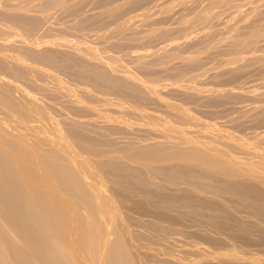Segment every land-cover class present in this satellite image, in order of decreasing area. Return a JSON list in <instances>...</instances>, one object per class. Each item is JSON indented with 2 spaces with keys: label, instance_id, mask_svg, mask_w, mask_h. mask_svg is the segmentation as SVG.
<instances>
[{
  "label": "rangeland",
  "instance_id": "1",
  "mask_svg": "<svg viewBox=\"0 0 264 264\" xmlns=\"http://www.w3.org/2000/svg\"><path fill=\"white\" fill-rule=\"evenodd\" d=\"M239 1L0 0V62L2 61L0 63V73L2 72L0 85L3 86H0V123L6 121L0 126L2 131L5 130L2 126L6 127L7 130L9 129V133L7 131L5 134L11 135V139H9L10 136L7 135V138L3 134L7 140H0V145L4 147L1 148L0 146V151L11 150L16 144H29L31 146L27 147L32 149V152L35 150L34 153L38 159L51 155L47 159L52 157L50 160L54 161V165L57 164L55 168L58 167L57 170H59L55 175V172L52 173L53 178L57 175L54 179L57 183H54L59 186L61 184L60 187L67 183L61 189L59 186L53 185L56 186L54 187L59 193L61 192V195L63 194L64 198L66 197V200L73 202V210L76 209L74 213L76 214L75 218L77 217L74 220L76 226L78 224V227H83L84 236L89 233V236H83L86 239L80 244L83 245L81 247L85 253L87 252V255L92 252L89 255L91 257L85 256V253L80 250L84 255L80 257V252H78L80 255L76 254V264H84L85 258L88 259L85 261L87 264H138L135 261L139 259H144L143 264H264V186L259 184L260 182L258 183L254 176L227 177L222 174H210L202 171L196 164H182V161L174 159L166 160L167 162H153L154 165H146L139 159H136L137 161L135 159L130 160L129 157L130 154L138 156L140 153L150 150L159 153H183L184 150L186 151L191 147L196 149L198 146L195 144L198 143L196 145H199L200 149L203 148L201 150L206 149L204 151L211 154L218 151L217 156H224L242 165L254 167L259 174L264 175V159H262L264 155V0H241L240 3ZM242 40L244 44L241 45ZM19 69L22 70L19 71ZM26 73L27 75H25ZM29 99H32V102ZM24 105L25 107L28 106L27 111ZM29 106L31 109L35 107L41 111L40 113L43 112L42 117H47L45 120H48L42 121L41 118L39 120L41 114L36 113V110L31 112L30 109L28 113ZM135 110L137 113L134 112ZM23 113L26 114L23 115ZM32 113L39 115L38 118ZM133 113L136 114L133 115ZM28 114H32L31 118L35 115L40 124L36 122L35 117L32 118L34 120L30 117L27 118L26 115ZM140 114H143V117ZM10 115H13V119L17 117L12 120ZM135 115L138 117L136 118ZM182 117L185 119L183 120ZM28 119L29 121H27ZM189 119L191 123H189ZM161 120L164 121L161 122ZM181 120L187 124H183ZM7 121L11 123L7 124ZM20 121H23V124L26 123V127L20 124L23 130L20 131L21 129L18 128L19 133L17 129L8 127L9 124H13L11 126L19 125ZM165 121L167 125L163 124ZM41 122L47 126H42ZM46 122L50 123L47 124ZM51 122L54 127H58V133L62 130V136L66 135L64 138L67 139L68 144L75 143L70 144L69 148L73 146L76 149L72 147L67 151L74 159H80L78 162L83 163L82 167L76 163L74 164L77 166L70 164L68 158H65L67 156H63L64 151L61 149L52 146L53 149L48 146L52 142L51 140L54 142L57 140L55 138L58 137L56 128H54L56 130L54 133L52 128L48 129L51 127ZM36 125L38 128L40 125L45 127V130L41 129L42 133L45 134L39 133L40 130L35 127ZM186 126L190 128H186ZM176 128L178 129L177 132L181 129L182 131L177 133ZM11 130L12 132H10ZM216 131L219 133V137ZM181 132L184 133L183 136ZM46 134L52 135L46 136ZM39 135L44 139L47 137L49 139L47 141L50 142L44 140L43 143L42 138L39 139L42 144L37 142ZM52 136L53 138L56 137L51 139ZM228 136H231V140ZM181 139L183 140L180 141ZM18 141L23 143L20 144ZM225 143L226 145H224ZM184 144L187 147L183 148ZM192 144L194 145L191 146ZM227 145L228 147H226ZM248 146L250 149L247 148ZM173 147H179L181 150L183 148V150L179 151V148ZM220 148L222 150L219 151ZM254 148L256 149L254 150ZM44 149L49 151L46 152ZM85 150L91 153L89 154ZM107 150H110V153ZM121 150L122 152L119 153ZM72 151H74L73 154ZM124 151H128L125 153L126 156H124ZM253 151L255 152L250 153ZM2 152L0 159L3 161L0 160V163H3L5 168L0 167V175H4L6 178L7 175L10 174V176H8L9 180L0 177L3 178L0 180V191L3 187L7 191L9 186L17 185L20 180V183H24L21 185L29 189L28 181H26L28 179L18 178L16 174L18 168L16 166L17 169L14 168L11 164L12 161L7 164L10 159L6 160V155L4 156ZM133 152L134 154H132ZM221 152L222 154H219ZM82 153L83 155H81ZM255 153H257L259 160L257 156L254 157ZM81 160L83 161L81 162ZM42 161L38 160V170L45 173L47 168L44 172L40 167L41 164L44 165ZM85 161L90 162L86 163ZM175 161L177 162L175 163ZM61 164L63 165L61 166ZM0 166L2 165L0 164ZM11 166H13V170H17L14 171L15 173ZM148 166H151L149 167L151 170L148 169ZM80 167L85 171L89 170V167L90 170L92 169V174L97 172L93 176L96 179L100 176V179L97 180L104 188V190L101 188V196L104 195L107 202L114 201V203L111 201L110 204L112 203L111 206L115 205L114 213H117V216L112 212L113 217L108 213L104 214L101 210L97 211V201L94 200L97 193L95 190L93 191L97 181L92 179L91 172L88 177L86 173H83L84 170L77 171L80 170ZM73 171L77 173L74 174ZM82 173L88 178L84 177ZM11 174L16 175L18 181ZM80 175H82L81 178ZM60 179H62L61 182ZM1 181L6 182L2 183ZM7 183L11 185L8 186ZM11 187L16 188V186ZM251 187L252 189H250ZM235 188L237 190H234ZM14 189L11 190L12 192L7 191L5 195L9 200L0 199V209L4 207L2 212L8 218L15 217L11 216L18 212V210L17 212L14 211L15 206L24 200L19 191L17 193L16 190L13 191ZM9 192L13 195H10ZM13 192L17 194L14 195ZM125 194L126 196H123ZM33 196H36V192ZM86 197L89 198V201ZM91 197L92 199H90ZM122 197L123 200L121 201L120 198ZM165 197L169 199L166 200ZM246 197H250V199ZM109 198L111 199L109 200ZM11 199H14V201L12 200V207L10 206ZM117 199L120 200L119 203V200L116 201ZM130 208H133L132 211ZM89 211L92 212L89 213ZM121 212L122 215L119 217ZM77 214L79 215L77 216ZM157 214L158 216H156ZM123 215H125V219ZM109 216L112 217L110 220L107 219ZM78 217H81V220ZM136 219H139V222ZM160 223L161 225H159ZM42 227H39V230L37 227V230H43ZM102 228L105 234H102L104 233ZM87 229L89 230L86 231ZM94 229L97 231V235ZM157 230L161 232L158 234ZM44 231L47 230L44 228ZM93 231L94 233H92ZM1 233L0 236L3 237L5 233ZM165 233L167 234L165 235ZM47 234L50 236L52 234L54 238H49L52 242H45L46 245H43L45 248L40 246L39 254L41 256H37L32 247H29L32 245V241L28 242L27 237H18L21 243L25 241L30 243L26 246L28 251L24 244L22 248L18 247L20 249H18V253L17 250L15 251L16 246L13 247L14 252L10 249L12 246H9L14 238L10 239L7 234L4 236L7 240L0 237V240H6L4 251L7 252L6 256L3 255L4 251L1 250L3 243H0V250L3 253L0 252V264H35V261L39 264H68L65 257L61 258L60 256L56 259L49 252L52 248L53 251H59V246L62 248L66 239L61 237L62 241H60L57 233ZM139 235H141L140 238ZM55 236L59 238H55ZM121 236L125 237L124 245L122 243L123 238L120 239ZM106 237L108 240L103 242L102 240ZM77 238L75 235V239ZM87 239L89 242L86 241ZM56 240L60 244L59 242L56 243ZM61 242H64L63 245ZM125 242L127 243L125 244ZM142 243L144 244L142 245ZM85 244L89 250L84 248V246L86 247ZM58 247L59 249H57ZM28 248L33 251H29ZM90 249L94 250V253ZM9 251L11 252L9 254L11 255L10 260L6 258ZM95 253L97 257L94 256ZM222 257L223 259H221ZM94 258L98 259L95 260ZM79 260L82 262H78ZM222 260L223 263H221Z\"/></svg>",
  "mask_w": 264,
  "mask_h": 264
},
{
  "label": "bare ground",
  "instance_id": "2",
  "mask_svg": "<svg viewBox=\"0 0 264 264\" xmlns=\"http://www.w3.org/2000/svg\"><path fill=\"white\" fill-rule=\"evenodd\" d=\"M214 1V0H213ZM239 0H237V2H238ZM241 1V0H240ZM240 1H239V3H240ZM254 1H256V0H254ZM219 2V1H218ZM233 2V1H232ZM213 3V2H212ZM231 3V2H230ZM222 5V4H221ZM234 7V6H233ZM257 7V6H256ZM208 8V7H207ZM238 8V7H237ZM251 9V8H250ZM258 10V9H257ZM239 11H240V9H239ZM256 11V10H255ZM257 12V11H256ZM238 13V12H237ZM258 14V13H257ZM201 15V14H200ZM204 15V14H203ZM206 15V14H205ZM261 15V14H260ZM263 15V14H262ZM144 16V15H143ZM142 16V17H143ZM244 16V15H243ZM264 16V15H263ZM198 17V16H197ZM258 17V16H257ZM194 18V17H193ZM14 19V18H13ZM196 19V18H195ZM12 20V19H11ZM15 20H16V18H15ZM19 20V19H18ZM142 20V19H141ZM20 21V20H19ZM258 21V20H257ZM13 23V22H12ZM261 23V22H260ZM264 23V22H263ZM259 26V25H258ZM257 26V27H258ZM209 27V26H208ZM3 29V28H2ZM236 31V30H235ZM7 33V32H6ZM212 34V33H211ZM11 35V34H10ZM260 36V35H259ZM16 37V36H15ZM216 37V36H215ZM245 37H247V36H245ZM18 38V37H17ZM237 38V37H236ZM259 38V37H258ZM216 39V38H215ZM238 41V40H237ZM240 41V40H239ZM238 41V42H239ZM243 41V40H242ZM245 42H246V40H245ZM236 43V42H235ZM254 43V42H253ZM240 44L242 45V44H244V41H243V43H241L240 42ZM249 44V43H248ZM208 46V45H207ZM231 46V45H230ZM248 47H250V46H248ZM231 48V47H230ZM250 49H251V47H250ZM241 50V49H240ZM239 51V50H238ZM256 55V54H255ZM97 58V57H96ZM20 59V58H19ZM23 60V59H22ZM28 61V60H27ZM27 61H26V63H27ZM108 61V60H107ZM2 62V61H1ZM0 62V63H1ZM21 62V61H20ZM25 62V61H24ZM31 62V61H30ZM260 63V62H259ZM262 63V62H261ZM1 65V64H0ZM7 65V64H6ZM29 66V65H28ZM33 66L31 65V68H32ZM27 68V67H26ZM30 68V67H29ZM33 69H34V67H33ZM14 70H16V69H14ZM22 70V69H21ZM20 69H19V71H21ZM27 70V72H28V69H26ZM31 70V69H30ZM1 71V70H0ZM34 71H35V69H34ZM34 71H32V72H34ZM9 72V71H8ZM11 72V71H10ZM2 73V72H1ZM0 73V74H1ZM16 74V73H15ZM20 74V73H19ZM2 75V74H1ZM25 75H27V73L25 74ZM29 75V74H28ZM24 76V75H23ZM127 76H129V75H127ZM11 77V76H10ZM18 78V77H17ZM26 78V77H25ZM55 78V77H54ZM183 78V77H182ZM58 79V78H57ZM130 79V78H129ZM133 79V78H132ZM18 80V79H17ZM55 80V79H54ZM135 80V79H134ZM56 81V80H55ZM16 82V81H15ZM60 82V81H59ZM58 82V83H59ZM134 82V81H133ZM144 82V81H143ZM150 83V82H149ZM5 85V84H4ZM1 86V85H0ZM19 86V85H18ZM112 86V85H111ZM1 87H3V86H1ZM103 87V86H102ZM14 88V87H13ZM151 92V91H150ZM107 96V95H106ZM25 97V96H24ZM102 97V96H101ZM118 97H120V96H118ZM3 98H5V97H3ZM6 99V98H5ZM4 99V100H5ZM8 99V98H7ZM104 99V98H103ZM30 100V99H29ZM28 100V101H29ZM101 100V99H100ZM6 101V100H5ZM10 101V100H9ZM31 102H32V99L30 100ZM102 101H104V100H102ZM123 101V100H122ZM13 102V101H12ZM24 102H25V100H24ZM27 102V101H26ZM136 102V101H135ZM11 103V102H10ZM13 103H15V102H13ZM27 103H29V102H27ZM120 103V102H119ZM132 103V102H131ZM2 104V103H1ZM24 104V103H23ZM118 104V103H117ZM122 104V103H121ZM124 104V103H123ZM7 105V104H6ZM33 105V104H32ZM125 105V104H124ZM129 106H131L130 104H128ZM127 105V106H128ZM121 106H123V105H121ZM126 106V105H125ZM133 106V105H132ZM135 106V105H134ZM11 107V106H10ZM17 107V106H16ZM6 108V107H5ZM24 108L26 109V108H28V106H26L25 107V105H24ZM121 108V107H120ZM133 108V107H132ZM131 108V109H132ZM175 108V107H174ZM13 109V108H12ZM31 108H30V106H29V109H28V113H29V110H30ZM137 109V108H136ZM139 110H140V108H138ZM33 110H36V113L37 112H39V114H41L40 116L39 115H37V114H35V113H32V114H35L36 116H37V118H38V116H39V120H40V118H41V120L42 121H47V120H45L46 118H43L42 116L44 115V113L42 112V113H40L41 111H38L37 109H35V107H33V109H31V112H34ZM126 110V109H125ZM26 111H27V109H26ZM127 111H129V110H127ZM178 111H179V109H178ZM23 112H25V111H23ZM134 112H136V110L134 111ZM181 112V111H180ZM3 113V112H2ZM128 113H132V112H128ZM137 113V112H136ZM136 113H133V115L134 114H136ZM141 113H142V111H141ZM178 113V112H177ZM185 113V112H184ZM10 114V113H9ZM24 114H26V113H23V115ZM32 114H28V115H30V116H28V115H26V117L28 118V117H30L31 118V115ZM14 115V114H13ZM12 115V116H13ZM35 115H33V117H35V119L37 120V118H36V116ZM47 115V114H46ZM128 115H130V114H128ZM141 116L143 115V114H140ZM147 115V114H146ZM179 115H181V114H179ZM11 115H10V117L12 118V120H14L13 119V117H12ZM15 116V115H14ZM136 116V115H135ZM145 116V115H144ZM148 116V115H147ZM175 116V115H174ZM24 117V116H23ZM32 117V118H33ZM45 117V116H44ZM131 117H132V115H131ZM138 116H136V118H137ZM143 117V116H142ZM154 117V116H153ZM179 117V116H178ZM181 117V116H180ZM11 118H9V119H11ZM26 118V119H27ZM29 118V119H30ZM31 118V119H32ZM43 118V119H42ZM49 118V117H48ZM147 118V117H146ZM149 118V117H148ZM162 118V117H161ZM170 118V117H169ZM172 118V117H171ZM189 118V117H188ZM1 119V118H0ZM29 119L27 120V121H29ZM30 119V120H31ZM154 118H152V120H153ZM156 119V118H155ZM163 119H164V117H163ZM176 119H177V116H176ZM182 119L184 120L185 118H183L182 117ZM12 120H10V121H12ZM18 120V119H17ZM19 120H20V118H19ZM32 120H34V119H32ZM148 120V119H147ZM150 120V119H149ZM157 120V119H156ZM155 120V121H156ZM178 120H180V118H178ZM188 119H186V121H187ZM191 120H192V118H191ZM2 121V120H1ZM8 122L7 121V124L8 123H11V122ZM24 121V120H23ZM21 122V123H19V125L21 124L22 126H24V127H26L25 126V124H23L24 122ZM130 121V120H129ZM154 121V120H153ZM162 121H164V120H161V122ZM182 121V120H181ZM193 121V120H192ZM31 122V121H30ZM36 122H38L39 124H40V122L37 120ZM35 121H33V123H36ZM183 122V121H182ZM181 122V123H182ZM188 122V121H187ZM2 123L4 124V123H6V121L5 122H1L0 124L2 125ZM15 123V122H14ZM45 123V122H44ZM47 123V122H46ZM48 123H50V122H48ZM47 123V124H48ZM152 123H154V122H152ZM171 123V122H170ZM189 123H191L190 122V119H189ZM188 123V124H189ZM37 124V123H36ZM163 124H166V121H165V123H163ZM177 124V123H176ZM183 124H187V123H185V121L183 122ZM195 124V123H194ZM197 125L196 126H198V123H196ZM199 124H201V123H199ZM6 125V124H5ZM4 125V126H5ZM11 125H13V124H9L8 125V127L10 126V127H13V129L15 130V129H17L18 130V128L19 129H21L20 131H22L23 130V128L21 127V125L19 126V125H16V126H11ZM38 125V124H37ZM35 126L36 128H38V126ZM41 125L42 126H44L43 124H42V122H41ZM41 125H40V127L38 128L40 131H39V133L41 132L42 133V131H41V129L43 128L44 130H45V127L47 126V125H45V127H41ZM162 125V124H161ZM167 125V124H166ZM178 125V124H177ZM19 126V127H18ZM51 127H49L48 129L50 130L51 128V130H53V133H54V131H56L54 128H56V127H54L53 125H52V122H51V125H50ZM53 126V127H52ZM159 126H160V124H159ZM164 126V125H163ZM162 126V127H163ZM179 126V125H178ZM195 126V125H194ZM9 127V128H10ZM21 127V128H20ZM161 127V128H162ZM170 127V126H169ZM171 127H172V125H171ZM187 127H189V126H186V128ZM200 127V126H199ZM203 127H205L204 125H203ZM202 127V128H203ZM2 128H5V130H3L4 131V133H2L3 131H2V129H1V126H0V140H3V139H6L4 136L6 135L5 134V132H7L8 130H7V128L6 127H3L2 126ZM58 128V127H57ZM56 128V129H57ZM164 128V127H163ZM175 128V127H174ZM180 128V127H179ZM190 128V127H189ZM207 128V127H206ZM12 129V130H13ZM37 129V130H38ZM47 129V131L48 132H50L49 130ZM85 129V128H84ZM159 129V128H158ZM171 129V128H170ZM184 129V128H183ZM192 129L194 130V128L192 127ZM199 129V128H198ZM213 129V128H212ZM12 130L10 131V132H12ZM43 130V131H44ZM65 130V129H64ZM160 130V129H159ZM177 128H176V132H177ZM186 130V129H185ZM188 130V129H187ZM190 130V129H189ZM202 130V129H201ZM210 130V129H209ZM68 131V130H67ZM179 131H182V129L181 130H179ZM178 131V132H179ZM198 131V130H197ZM203 131V130H202ZM214 131V130H213ZM18 133H19V130L17 131ZM16 132V133H17ZM48 132H46V133H48ZM57 133H58V129H57V131H56ZM61 132H62V130L59 132L60 133V135H59V133H58V137L57 138H55V139H57V140H54V142H53V140H51L52 142H50V141H47V137H46V139H44V138H42L41 137V135H39V137L36 139V137H35V139L37 140V142H40V140H41V138L43 139L42 140V142L44 143V140H46L45 142H50V143H52L51 145H49L48 144V146H54L55 148L57 147V148H59V150L61 149V151H64V154H63V156H67V157H65V158H68V160L70 161L69 163L70 164H74V163H76L78 166H81L82 167V165H83V163H80V162H78V160L80 161V159L78 158L77 160H76V158L74 159V157L72 156V155H70V153H68V151H67V149H71V148H69V146H70V144L72 145L73 143H70V144H68L69 142L67 141V139L66 138H64L63 136H62V134H61ZM79 132H81V131H79ZM159 132H161V131H159ZM166 132V131H165ZM177 132V133H178ZM187 132V131H186ZM185 132V133H186ZM211 132H212V130H211ZM220 132V131H219ZM8 133H9V131H8ZM23 133H24V131H23ZM38 133V132H37ZM38 133V134H39ZM52 133V132H51ZM64 133V132H63ZM65 133H66V131H65ZM73 133V132H72ZM94 133H95V131H94ZM182 133V132H181ZM204 133H205V131H204ZM215 133V132H214ZM213 133V134H214ZM216 133H217V131H216ZM3 134H5V135H3ZM10 134H12V133H10ZM22 134V133H21ZM38 134H37V136H38ZM42 134H45L44 132L42 133ZM98 134V133H97ZM170 134V133H169ZM183 134L184 133H182V136H183ZM188 134H189V132H188ZM211 134V133H210ZM218 134V135H217ZM216 135L219 137V133H217ZM2 135H3V137H2ZM8 136H10V138L9 139H11V135H9V134H7ZM7 135H6V137H7ZM14 135V134H13ZM49 136V135H52V134H46V136ZM55 135H57V134H55ZM64 135V134H63ZM69 135V134H68ZM100 135V134H99ZM164 135H165V133H164ZM163 135V136H164ZM180 135V134H179ZM178 135V136H179ZM186 135V134H185ZM215 135V134H214ZM222 135H224V134H222ZM221 135V136H222ZM44 136V135H43ZM53 136H54V134H53ZM53 136L51 137V139H54L53 138ZM72 136V135H71ZM75 136V135H74ZM102 136V135H101ZM168 136V135H167ZM181 136V135H180ZM196 136H198V135H196ZM211 136H212V134H211ZM225 136V135H224ZM12 137H14V136H12ZM21 137H23V136H21ZM88 137V136H87ZM95 137V136H94ZM169 137V136H168ZM189 137V136H188ZM223 137V136H222ZM229 137V136H228ZM231 137V136H230ZM229 137V139L231 140V138ZM8 138V137H7ZM19 138V137H18ZM26 138V137H25ZM50 138V137H49ZM183 138V137H182ZM215 138V137H214ZM257 138V137H256ZM17 139V138H16ZM20 139V138H19ZM35 139H33V140H35ZM40 139V140H39ZM74 139H76V138H74ZM81 139V138H80ZM108 139V138H107ZM111 139V138H110ZM199 139V138H198ZM226 139H228V138H226ZM7 140V139H6ZM21 140V139H20ZM23 140V139H22ZM26 139H24V141H25ZM35 140V141H36ZM49 140V139H48ZM114 140V139H113ZM183 139H181L180 141H182ZM188 140H189V138H188ZM215 140V139H214ZM221 140V139H220ZM236 140V139H235ZM34 141V142H35ZM77 141V140H76ZM86 141V140H85ZM93 141V140H92ZM100 141V140H99ZM179 141V140H178ZM179 141V142H180ZM194 141V140H193ZM228 141V140H227ZM3 142V141H2ZM18 142H20V144L21 143H23V142H21V141H18ZM26 142V141H25ZM71 142V141H70ZM109 142V141H108ZM196 142V141H195ZM222 142H223V139H222ZM229 142V141H228ZM227 142V143H228ZM241 142V141H240ZM245 142V141H244ZM253 142V141H252ZM12 143V142H11ZM16 143V142H15ZM30 143V142H29ZM32 143V142H31ZM41 143V142H40ZM67 143V144H66ZM103 143V142H102ZM116 143V142H115ZM165 143V142H164ZM184 143V142H183ZM187 143H189V142H187ZM242 143V142H241ZM247 143V142H246ZM245 143V144H246ZM250 143V142H249ZM0 144H1V142H0ZM28 144V143H27ZM42 144V143H41ZM75 144V143H74ZM77 144H79V143H77ZM88 144V143H87ZM167 144V143H166ZM176 144V143H175ZM174 144V145H175ZM185 144H186V142H185ZM184 144V145H185ZM196 144H198V143H196ZM195 144V146H198L197 148H199V149H195V147L193 148V147H191L190 149H188V150H184V152L182 153H168V152H165V153H163V152H156V151H152V150H150V151H144V152H142V153H140V155H138V156H136L135 154H134V152L132 153V154H134V155H129V157H130V160H133V159H139V160H141V161H143L144 162V164H146V165H154V164H152L153 162H157V161H166V160H172V159H174V160H178V161H182V164H196L197 166H198V168L200 167L201 169H202V171H205V172H207V173H210V174H222V175H224V176H227V177H229V176H249V175H252V176H254L256 179H257V181H258V183L259 184H262L263 186H264V175H261V174H259V172H257L256 170H255V168L254 167H251V166H245V164L244 165H242V164H240V163H238L237 161H235V160H233V159H230V158H226V157H224V156H217L216 155V153L218 152H216L215 153V151L213 152L214 154H211V153H208L207 151H204V150H206V149H204V150H201V149H203V148H201L200 149V147H199V145H196ZM229 145H230V143H228ZM232 144V143H231ZM236 144V143H235ZM7 145V144H6ZM16 145H19V144H16ZM15 145V146H16ZM37 145V144H36ZM35 145V146H36ZM82 145V144H81ZM146 145V144H145ZM148 146H150L149 144H147ZM156 145V144H155ZM158 145V144H157ZM194 144H192L191 146H193ZM201 145H202V143H201ZM204 145V144H203ZM224 145H226V143L224 144ZM243 145V144H242ZM252 145V144H251ZM1 146V148L3 147L2 145H0ZM11 146V145H10ZM14 145H13V147H12V149L11 150H7V151H5L4 150V152H2V150L0 151V156H1V152L3 153V155L7 158L6 160H8V159H10V160H8L7 161V164H9L8 162L9 161H12V163L11 164H13V166H14V168H16L17 170H18V172H16L17 170H13L14 168H13V166H11V168H12V171L14 172H16V174L18 175V178L20 177V178H22V180L23 179H25L26 180V178L28 179V180H26V181H28L27 182V185H28V188L29 189H27V187L26 186H24V185H21L22 183H20L21 182V180H20V182H18V186L16 185V184H14V185H11L12 184V182H11V184H9V183H7L8 184V186L9 185H11V186H16V188L15 187H12L14 190L13 191H15V192H17L18 193V191H19V194H21V197H23V199L27 202L26 204H25V201L23 200V202H21L20 204H18L17 206H15L16 207V209L14 210L15 212H17V210H18V212H17V214L15 215V213L13 214V212H12V214L13 215H11V216H15V217H11V218H8V217H6V214L4 215L3 214V212H2V209L4 208L2 205H1V208L2 209H0V229H1V231L0 232H2V233H5V235L7 234L8 235V237L11 239H13V242L11 241H9L10 243H11V245H9V246H12L10 249H12L11 251H13V247L14 246H16L15 248H17V249H15V251L17 250V253H18V247H20V248H22V245H24L25 244V247L27 246V244H29L30 245V243H28V242H31V244L32 245H30L29 247H32V249L34 250V252H36V255L37 256H41L40 254H39V252H40V246H42L43 248H45V246H43V245H46V243L49 241V242H52V241H50V239L52 238H54L53 237V235L51 234V236H50V234H47V233H51V232H53L54 234H58V236L60 237V241H62L61 240V237H63V239H66V243L63 245L62 243H64V242H61V245H63V247L61 248V246H59L60 247V249H59V247L57 248V249H59V251H53V248H52V250L51 251H49V252H51V254L53 255V257H55L56 259L57 258H60V256H61V258H63V257H65L66 258V263H68V264H73V263H75V260L77 259H75V256H77V255H80L78 252H80L81 253V251H82V253L84 252L83 251V248L81 247V246H83V245H81L80 243H82L83 241H85V239L86 238H84L86 235H88V234H86L85 236L83 235V232H85L84 231V229H82L83 227H78V224H77V226H76V224H75V219L77 218H75V215L76 214H74L75 213V210H73L74 209V205L71 203V202H69L70 200H66L65 198H64V196H63V194L61 195L59 192H58V190L57 189H55V187L56 186H59V185H56V183H57V181H55L54 179L56 178V176H55V178H53V176L55 175V174H57V172H59V170H57V168L58 167H56L55 168V165H57V164H55L54 165V161H52V160H50V159H47V158H49L51 155H48V157H45V158H43V159H41V157L38 159V157L36 156V154L34 153L35 152V150L32 152L30 149H29V147L31 146V145H25V144H21V145H19V146H16L15 147ZM27 146H29V147H27ZM38 146V145H37ZM36 146V147H37ZM46 147H47V145H45ZM67 146V147H66ZM75 146H77V145H75ZM131 146V145H130ZM141 146V145H140ZM139 146V147H140ZM169 146V145H168ZM180 146H181V144H180ZM183 146V145H182ZM219 146V145H218ZM223 146V145H222ZM259 146V145H258ZM8 147V146H7ZM54 147H52L53 149H54ZM65 147H66V149H65ZM120 147V146H119ZM124 147V146H123ZM126 147V146H125ZM184 147H187V145H185V146H183V148ZM190 147V146H189ZM203 147V146H202ZM204 147H206L205 145H204ZM221 147V146H220ZM225 147V146H224ZM226 147H228V145L226 146ZM243 147H244V145H243ZM263 147V146H262ZM4 148V147H3ZM40 148V147H39ZM44 148V147H43ZM50 148V147H49ZM74 148V147H73ZM83 148V147H82ZM115 148V147H114ZM113 148V149H114ZM121 148V147H120ZM127 148V147H126ZM125 148V149H126ZM130 148H132V147H130ZM134 148V147H133ZM132 148V149H133ZM137 148H138V145H137ZM150 148H152L151 146H150ZM173 148H175V147H173ZM179 147H176L175 149H178ZM183 148H182V150H183ZM210 148V147H209ZM214 148H216L215 146H214ZM214 148H212V149H214ZM223 148V147H222ZM245 148V147H244ZM243 148V149H244ZM247 148H249L250 149V146H248ZM257 148V147H256ZM256 148H254V150L256 149ZM259 148V147H258ZM52 149V150H53ZM74 149H76V148H74ZM78 149V148H77ZM81 149V148H80ZM117 149V148H116ZM141 149V148H140ZM148 149V148H147ZM153 149V148H152ZM162 149V148H161ZM168 148H166V150H167ZM208 149V148H207ZM242 149V150H243ZM45 150V149H44ZM84 150V149H83ZM90 150V149H89ZM106 150V149H105ZM128 150H129V148H128ZM171 150V149H170ZM169 150V151H170ZM181 149L179 148V151H180ZM181 150V151H182ZM217 150V149H216ZM220 150H222L221 148L219 149V151ZM224 150V149H223ZM230 150V149H229ZM259 150V149H258ZM46 151V150H45ZM49 151V150H48ZM48 151H46V152H48ZM51 151V150H50ZM80 151V150H79ZM86 151V150H85ZM108 151V150H107ZM110 151V150H109ZM108 151V152H109ZM117 151V150H116ZM132 151V150H131ZM161 151V150H160ZM163 151H165L164 149H163ZM168 151V150H167ZM245 151V150H244ZM73 152L74 151H72V154H73ZM77 152H78V150H77ZM86 152H88L89 154L91 153V152H89V151H86ZM112 152V151H111ZM113 152H114V150H113ZM112 152V153H113ZM122 152V150L119 152V153H121ZM128 151H124V154L125 153H127ZM139 152V151H138ZM173 152V151H172ZM255 151H253V152H250V153H254ZM261 152V151H260ZM63 153V152H62ZM85 153V152H84ZM110 153V152H109ZM131 153V152H130ZM230 153H231V151H230ZM229 153V154H230ZM247 153V152H246ZM264 153V152H263ZM41 154H43V153H41ZM46 154V153H45ZM48 154V153H47ZM77 154V153H76ZM87 154V153H86ZM86 154H84V155H86ZM94 154V153H93ZM107 154V153H106ZM123 154V153H122ZM138 154V153H137ZM219 154H222V152L221 153H219ZM257 153H255V155H254V157L255 156H257L256 155ZM81 155H83V153L81 154ZM97 155V154H96ZM223 155H225V153L223 152ZM226 155H227V153H226ZM231 155V154H230ZM248 155H249V153H248ZM259 155V154H258ZM4 156H3V158H4ZM40 156V155H39ZM45 156V155H44ZM43 156V157H44ZM74 156H75V154H74ZM88 156V155H87ZM92 156V155H91ZM99 156V155H98ZM122 156V155H121ZM124 156H126V154L124 155ZM231 156H233V155H231ZM253 156V155H252ZM260 156H261V154H260ZM56 157V156H55ZM55 157H53V159L54 160H56V158ZM76 157V156H75ZM79 157V156H78ZM132 157V158H131ZM250 157V156H249ZM253 157V158H254ZM263 157H264V155H263ZM262 157V159H264ZM58 158H60V157H58ZM86 158V157H85ZM107 158V157H106ZM121 158V157H120ZM236 158V157H235ZM257 158H258V160H259V157L257 156ZM62 159V158H61ZM86 159H88V158H86ZM112 159H113V157H112ZM123 159V158H122ZM127 159V158H126ZM255 159V158H254ZM253 159V160H254ZM1 160V159H0ZM38 160H40V161H42L43 163H44V165H42L41 164V169H43L44 170V172H45V170H46V168H47V172H45V173H43V172H40L39 170H38ZM58 160V159H57ZM66 160V159H65ZM114 160V159H113ZM257 160V159H256ZM1 161H3V159L1 160ZM59 161V160H58ZM57 161V162H58ZM62 161V160H61ZM60 161V162H61ZM77 161V162H76ZM83 160H81V162H82ZM96 161V160H95ZM119 161H120V159H119ZM137 161V160H136ZM250 161H251V159H250ZM260 161H262V160H260ZM260 161H259V163H260ZM4 162H6L5 161V159H4ZM68 162V161H67ZM86 163H89L90 161H85ZM91 162H93L92 160H91ZM100 162V161H99ZM110 162V161H109ZM167 162V161H166ZM177 161H175V163H176ZM184 162V163H183ZM247 162V161H246ZM41 163V162H40ZM140 163V162H139ZM252 163V162H251ZM263 163V162H262ZM2 166H0V167H4L3 166V163H0ZM6 164V163H5ZM6 164V165H7ZM96 164H97V162H96ZM99 164V163H98ZM110 164V163H109ZM136 164V163H135ZM174 164V163H173ZM177 164H179V163H177ZM256 164V163H255ZM60 165V164H59ZM63 164H61V166H62ZM64 165H67V164H64ZM75 165V164H74ZM77 165H75V166H77ZM95 165V164H94ZM143 165V164H142ZM16 166V167H15ZM42 166H45V167H42ZM68 166V165H67ZM67 166H65L66 168H67ZM92 166V165H91ZM90 166V167H91ZM101 166V165H100ZM171 166V165H170ZM185 166V165H184ZM196 166V167H197ZM257 166V165H256ZM71 167V166H70ZM69 167V168H70ZM81 167H80V170H77V171H83L84 169H81ZM86 167V166H85ZM144 167V166H143ZM149 167H151V166H148V169L149 170H151ZM178 167V166H177ZM186 167H189V165L187 166L186 165ZM259 167V166H258ZM264 167V166H263ZM5 168V167H4ZM3 168V169H4ZM6 168H8V167H6ZM10 168V169H11ZM94 168V167H93ZM97 168V167H96ZM152 168H154L153 166H152ZM169 168V167H168ZM174 168V167H173ZM40 169V168H39ZM78 169H79V167H78ZM88 169L90 170V168L88 167ZM175 169V168H174ZM173 169V170H174ZM258 169V168H257ZM263 169V168H262ZM8 170V172H9V169H7ZM61 170V169H60ZM71 170H74V169H72L71 168ZM89 170H84V172L83 173H86L87 174V176L89 177V175L88 174H90V172L92 171V169L89 171ZM107 170V169H106ZM176 170V169H175ZM178 170V169H177ZM264 170V169H263ZM0 171H1V168H0ZM5 171V170H4ZM4 171H3V174H4ZM93 171H94V169H93ZM144 171V170H143ZM155 171V170H154ZM157 171V170H156ZM161 171V170H160ZM171 171H172V169H171ZM197 171V170H196ZM201 171V170H200ZM201 171V172H202ZM14 172V173H15ZM55 172V173H54ZM63 172V171H62ZM69 172V171H68ZM72 172V171H71ZM76 172V171H75ZM75 172L73 171V173L75 174ZM149 172V171H148ZM179 172V171H178ZM5 173H6V171H5ZM52 173H54V175L52 174ZM61 173V172H60ZM59 173V174H60ZM66 173H67V170H66ZM65 173V174H66ZM77 173V172H76ZM83 173H82V175H83ZM95 173H97V172H95ZM95 173H93V174H95ZM147 173V172H146ZM151 173V172H150ZM174 173V172H173ZM182 173V172H181ZM186 173V172H185ZM202 173H204V172H202ZM1 174V173H0ZM9 174V173H8ZM62 174V173H61ZM61 174H60V176H61ZM68 174V173H67ZM74 174H72V175H74ZM79 174H81V173H79ZM93 174H92V172H91V177L93 176ZM148 174V173H147ZM169 174V173H168ZM172 174V173H171ZM188 174V173H187ZM263 174V173H262ZM6 175H7V173H6ZM12 175V174H11ZM82 175H80V178H81V176ZM170 175V174H169ZM169 175H167V176H169ZM8 176H10V174L9 175H7V178H8ZM15 177L16 178V175H12V177ZM84 177L86 176L85 174L83 175ZM86 176V177H87ZM96 176V175H95ZM98 176V175H97ZM101 176H102V178H103V175L101 174ZM202 176V175H201ZM213 176H215V175H213ZM3 177H5V176H3ZM69 177V176H68ZM76 177V176H75ZM83 177V178H84ZM87 177V178H88ZM100 177V176H99ZM97 178V179H100V178ZM185 177V176H184ZM6 178V177H5ZM6 178V179H7ZM18 178H16L15 180L16 181H18ZM63 178H64V176H63ZM62 178V179H63ZM65 178H66V176H65ZM82 178V179H83ZM94 178V176L92 177V179ZM181 178V177H180ZM3 179V178H2ZM1 178H0V180H2ZM62 179H60L59 181L61 182V180ZM67 180H68V178H66ZM91 179V178H90ZM96 181H97V183H96V185H94V189H93V191L95 190L96 191V193H97V195H96V197H95V201H97V207H96V209H97V211H102L104 214H107L108 213V215L110 214L111 216H112V214H115L114 212V209H116V207L114 208V206L112 207L111 206V204H110V202L111 201H113V200H110L111 198H109V202H107L106 200H105V198H104V195H103V193H102V195H103V197L101 196V188L103 187V185L100 183V182H98V180L96 179V177L94 178ZM8 180H9V178H8ZM15 180H14V182H15ZM52 180H54V181H52ZM57 180H58V177H57ZM65 180V179H64ZM66 180V181H67ZM84 180H86V179H84ZM179 180V179H178ZM7 181V180H6ZM6 181H1L2 183H4V182H6ZM13 181V180H12ZM173 181V180H172ZM10 182V181H9ZM54 182H56V183H54ZM63 183H65L64 181H62ZM75 182H77V181H75ZM86 182H87V180H86ZM90 182H92V181H90ZM102 183H104L103 181H101ZM106 182V181H105ZM1 183V184H2ZM17 183V182H16ZM26 183V182H25ZM72 183V182H71ZM175 183V182H174ZM185 183V182H184ZM24 184V183H23ZM53 184H55V185H53ZM59 184V183H58ZM67 184V183H66ZM66 184H63V185H66ZM79 184V183H78ZM91 184V183H90ZM63 185H62V187H63ZM73 185V184H72ZM92 185H93V183H92ZM55 186V187H54ZM60 186H61V184H60ZM59 186V187H60ZM78 186V185H77ZM85 186V185H84ZM105 187H106V185H104ZM259 186V185H258ZM1 187H2V185H1ZM10 187V186H9ZM62 187H60V189L62 188ZM80 187H81V185H80ZM69 188H71V187H69ZM244 188V187H243ZM261 188V187H260ZM263 188V187H262ZM59 189V188H58ZM59 189V191H61ZM64 189H65V187H64ZM73 189V188H72ZM118 189V188H117ZM120 189V188H119ZM204 189V188H203ZM245 189V188H244ZM250 189H252V187L250 188ZM256 189V188H255ZM255 189H253V190H255ZM12 190V189H11ZM10 190V192H12ZM28 190H30V191H28ZM71 190V189H70ZM88 190V189H87ZM87 190H85L87 193H89ZM91 190V189H90ZM89 190V191H90ZM102 190H104V188H102ZM111 190V189H110ZM112 190H113V188H112ZM115 190V189H114ZM121 190V189H120ZM124 190V189H123ZM234 190H237L236 188L234 189ZM246 190H247V188H246ZM252 190V191H253ZM6 190L4 189V187L1 189V192H5ZM117 191V190H116ZM189 191V190H188ZM9 192V193H10ZM35 192H36V196H33L34 194H35ZM62 192H63V189H62ZM83 192H84V190H83ZM82 192V193H83ZM236 192V191H235ZM239 192V191H238ZM237 192V193H238ZM247 192L249 193V191L247 190ZM255 192V191H254ZM14 193V192H13ZM17 193H14V195L15 194H17ZM65 193V192H64ZM67 193V192H66ZM68 193H70V192H68ZM104 193H106V192H104ZM108 193V192H107ZM116 193V192H115ZM241 193V192H240ZM244 193H245V191H244ZM85 195H86V193H84ZM92 194V193H91ZM119 194V193H118ZM134 194V193H133ZM159 194V193H158ZM251 194V193H250ZM10 195H13V194H11L10 193ZM71 195H72V193H71ZM95 195V194H94ZM108 195V194H107ZM109 195H111L110 193H109ZM147 195V194H146ZM157 195V194H156ZM193 195V194H192ZM238 195V194H237ZM20 196V195H19ZM68 196V195H67ZM87 196H89V195H87ZM93 196V195H92ZM116 196H117V194H116ZM123 196H126V194L125 195H123ZM244 196V195H243ZM248 196V195H247ZM15 197V196H14ZM73 197V196H72ZM83 197V196H82ZM119 197H121V196H119ZM130 197V196H129ZM262 197V196H261ZM88 200L87 201H89V198L88 197H86ZM115 198V197H114ZM117 198V197H116ZM163 198V197H162ZM166 198V197H165ZM243 198V197H242ZM246 198H248V197H246ZM252 198V197H251ZM264 198V197H263ZM4 199H8L9 200V198H4ZM3 199V200H4ZM83 199H85V198H83ZM90 199H92V197L90 198ZM107 199V198H106ZM113 199V198H112ZM121 199V201L123 200V197L122 198H120ZM125 199V198H124ZM169 199V198H168ZM167 198H166V200H168ZM176 199V198H175ZM240 199H241V197H240ZM248 199H250V197L248 198ZM7 200V201H8ZM12 200L14 201V199H11V202H12ZM119 199H117L116 201H118ZM126 200V199H125ZM131 200V199H130ZM163 200H164V198H163ZM242 200H245V199H242ZM253 200L255 201V198H253ZM21 201H22V199H21ZM94 201V202H95ZM143 201V200H142ZM171 201V200H170ZM174 201V200H173ZM176 201V200H175ZM180 201V200H179ZM183 201V200H182ZM1 202V201H0ZM9 202V201H8ZM120 202V200L118 201V203ZM150 202V201H149ZM169 202V201H168ZM4 203V202H3ZM10 203V202H9ZM8 203V204H9ZM90 203V202H89ZM96 203V202H95ZM113 203H114V201H113ZM140 203V202H139ZM148 203V202H147ZM165 203V202H164ZM167 203V202H166ZM170 203V202H169ZM214 203V202H213ZM13 205V202L12 203H10V206L12 207V205ZM73 205V207H72V205ZM77 204H79V203H77ZM134 204V203H133ZM135 204H138V203H135ZM142 204V203H141ZM185 204V203H184ZM4 205V204H3ZM75 205H76V203H75ZM117 205H119V204H117ZM121 205V204H120ZM130 205V204H129ZM143 205V204H142ZM148 205V204H147ZM169 205V204H168ZM204 205V204H203ZM225 205V204H224ZM9 206V207H10ZM82 206V205H81ZM133 206H135V205H133ZM205 206V205H204ZM230 206V205H229ZM83 207V206H82ZM122 207V206H121ZM146 207V206H145ZM162 207V206H161ZM164 207V206H163ZM166 207V206H165ZM7 208V207H6ZM87 208H89V207H87ZM123 208V207H122ZM133 208H135V207H133ZM132 208V209H133ZM147 208V207H146ZM154 208V207H153ZM167 208V207H166ZM171 208V207H170ZM202 208V207H201ZM206 208H207V206H206ZM12 209V208H11ZM80 209V208H79ZM91 209V208H90ZM124 209V208H123ZM132 209L130 208V211H132ZM138 209H139V207H138ZM137 208H136V211L138 210ZM158 209V208H157ZM164 209V208H163ZM87 210V209H86ZM93 210V212H94V209H92ZM119 210H120V208H119ZM147 210V209H146ZM8 211H9V209H8ZM85 211V210H84ZM96 211V210H95ZM135 211V212H136ZM140 211H142V210H140ZM160 211V210H159ZM227 211V210H226ZM4 212H6V211H4ZM90 212H92V211H89V213ZM111 212H112V214H111ZM125 212H126V210H125ZM138 212V211H137ZM146 212V211H145ZM147 212H148V210H147ZM87 213V212H86ZM256 213V212H255ZM8 214V213H7ZM10 214H11V212H10ZM94 214V213H93ZM117 214V213H116ZM115 214V216H117ZM120 214V213H119ZM128 214V213H127ZM163 214V213H162ZM79 214H77V216H78ZM90 216H91V214H89ZM88 215V216H89ZM121 215H122V212H121V214H120V216L119 217H121ZM126 215V214H125ZM125 215H123V218H124V216ZM145 215V214H144ZM17 216V217H16ZM114 216V215H113ZM112 216V217H113ZM153 216H154V214H153ZM156 216H158V214L156 215ZM161 216V215H160ZM163 216V215H162ZM229 216V215H228ZM111 217V218H112ZM155 217V216H154ZM226 217V216H225ZM79 218V217H78ZM81 218V217H80ZM79 218V219H80ZM110 218V216L107 218V219H111ZM128 218V217H127ZM126 218V219H127ZM129 218H131V217H129ZM134 218V217H133ZM132 218V219H133ZM141 218V217H140ZM26 219H27V221H26ZM114 219H116L115 217H114ZM125 219V218H124ZM157 219H158V217H157ZM81 220V219H80ZM137 220V219H136ZM142 220V219H141ZM140 220V221H141ZM77 221H79V220H77ZM138 222H139V219L137 220ZM136 221V222H137ZM168 221V220H167ZM225 221V220H224ZM127 222V221H126ZM158 222V221H157ZM162 222V221H161ZM191 222V221H190ZM209 222V221H208ZM81 223V222H80ZM79 223V224H80ZM112 223H113V221H112ZM115 223V222H114ZM128 223H129V221H128ZM133 223V222H132ZM164 223V222H163ZM109 224H111V223H109ZM116 224V223H115ZM124 224V223H123ZM144 224V223H143ZM150 224V223H149ZM168 224V223H167ZM172 224V223H171ZM43 226L44 228H45V230H47V231H44V228L42 227V229L43 230H40L41 231V233H40V231H38L39 230V227H41V226ZM103 225V224H102ZM159 225H161V223L159 224ZM158 225V226H159ZM117 225H115V227H116ZM123 226V225H122ZM126 226V225H125ZM128 226V225H127ZM129 226H130V224H129ZM129 226H128V228H129ZM132 226V225H131ZM158 226H156V227H158ZM225 226V225H224ZM37 227H38V230H37ZM79 229H78V228ZM103 227V226H102ZM104 227H106V226H104ZM145 227H147V226H145ZM199 227V226H198ZM117 228V227H116ZM119 228H120V226H119ZM154 228V227H153ZM180 228V227H179ZM216 228V227H215ZM229 228V227H228ZM41 229V228H40ZM114 229V228H113ZM123 229V228H122ZM129 229H131V228H129ZM158 229H160L159 227H158ZM217 229V228H216ZM89 229H87L86 231H88ZM95 230V229H94ZM102 230H103V228H102ZM152 230V229H151ZM155 230V229H154ZM209 230V229H208ZM246 230V229H245ZM40 233H38V232ZM42 231H44V232H42ZM96 231V230H95ZM132 231V230H131ZM158 231V230H157ZM164 231V230H163ZM166 231V230H165ZM103 232H104V230H103ZM106 232H107V230H106ZM122 232V231H121ZM155 232H156V230H155ZM161 232V231H160ZM159 231H158V234L160 233ZM220 232V231H219ZM1 233V234H2ZM43 233H45V234H43ZM60 233V234H59ZM92 233H94V231L92 232ZM109 233V232H108ZM168 233V232H167ZM167 233H165V235L167 234ZM173 233V232H172ZM179 233H180V231H179ZM42 234V235H41ZM102 234H105V232L104 233H102ZM131 234V233H130ZM130 234H128V235H130ZM133 234V233H132ZM155 234H157V233H155ZM236 234V233H235ZM4 235V236H5ZM47 235H49V236H47ZM75 235H77V239H75ZM96 235H97V231H96ZM122 235V234H121ZM138 235V234H137ZM201 235V234H200ZM226 235H227V233H226ZM228 235H229V233H228ZM237 235V234H236ZM2 237V236H0V237H2L3 239H6L7 240V238H5V237ZM58 236H55V238L56 237H58ZM84 236V237H83ZM89 236V235H88ZM100 236V235H99ZM98 236V237H99ZM103 236V235H102ZM124 236V235H123ZM140 236L141 235H139V238H140ZM219 236V235H218ZM18 237L20 238V237H27V239H29L28 240V242L27 241H25L24 243H21V241H20V239H18ZM58 237V238H59ZM104 237H105V235H104ZM134 238H136V236H133ZM138 237V236H137ZM8 238V239H9ZM50 238V239H49ZM89 238V237H88ZM121 238H123L122 236L120 237V239ZM132 238V237H131ZM133 238V239H134ZM144 238V237H143ZM160 238H161V235H160ZM164 238V237H163ZM163 238H162V240H163ZM197 238H199V237H197ZM202 238V237H201ZM3 239H1L0 241V243L2 244L3 243V248H1V250L3 249V251L5 250V242H6V240H3ZM26 239V240H27ZM101 239H102V237H101ZM132 239V240H133ZM165 239V238H164ZM205 239V238H204ZM222 239V238H221ZM22 240V239H21ZM59 240V239H58ZM105 240H108L107 239V237H106V239H103L102 241L103 242H106ZM123 240V241H122ZM121 241H122V243L124 242V240H125V237L122 239ZM137 241H138V238L136 239ZM135 240V241H136ZM148 240H150V239H148ZM153 240V239H152ZM262 240V239H261ZM57 241V240H56ZM86 241H88L89 242V240L87 239ZM128 241H129V239H128ZM134 241V240H133ZM141 241V240H140ZM139 241V242H140ZM199 241V240H198ZM216 241H218V240H216ZM221 241V240H220ZM23 242V241H22ZM46 242V243H45ZM54 242V241H53ZM59 241H57L56 243H58ZM88 242H87V244H88ZM139 242H138V244H139ZM7 243H8V241H7ZM55 243V242H54ZM53 243V244H54ZM127 242H125V244H126ZM129 243V242H128ZM152 243V242H151ZM163 243H164V241H163ZM192 243V242H191ZM198 243V242H197ZM59 244H60V242H59ZM59 244H57V245H59ZM136 244V243H135ZM144 243H142V245H143ZM154 244V243H153ZM216 244H218V243H216ZM48 245V244H47ZM55 245V247H57L56 246V244H54ZM86 245V244H85ZM123 245H124V243H123ZM131 245L132 246H134L132 243H131ZM141 245V246H142ZM159 245V244H158ZM161 245V244H160ZM189 245V244H188ZM207 245V244H206ZM209 245V244H208ZM9 246H8V248H9ZM127 246V245H126ZM125 246V247H126ZM138 246V245H137ZM140 246V245H139ZM149 246V245H148ZM152 246V245H151ZM214 246H216V245H214ZM238 246V245H237ZM24 247V248H25ZM81 247V248H80ZM135 247V246H134ZM133 247V248H134ZM144 247V246H143ZM84 248H86L87 250H89L88 248H87V245H86V247L84 246ZM127 248V247H126ZM130 248V247H129ZM137 248V247H136ZM139 248V247H138ZM149 248V247H148ZM29 249V248H28ZM31 249V248H30ZM29 249V251H33L32 249L30 250ZM56 249V250H57ZM1 250H0V252H1ZM7 250V249H6ZM20 250V249H19ZM26 250H27V247H26ZM81 250V251H80ZM91 250V249H90ZM129 250V249H128ZM136 250V249H135ZM139 250V249H138ZM138 250H137V253H138ZM143 250V249H142ZM165 250V249H164ZM8 251V250H7ZM28 251V250H27ZM91 251H93V253H94V250H91ZM95 251H96V249H95ZM206 251V250H205ZM14 252V251H13ZM33 252V253H34ZM132 252H133V250H132ZM142 252V251H141ZM194 252V251H193ZM4 253V254H3ZM1 252V254H3V255H5L7 252L6 251H4V252ZM11 252L9 251V253L7 254V257L6 258H8L9 260H10V256L11 255H9ZM78 253V254H77ZM81 253V255H80V257H82L84 254H82ZM85 253V252H84ZM87 253V252H86ZM85 253V256L87 255ZM89 253H90V251H89ZM92 253V252H91ZM91 253L90 254H88L87 256L89 257V255H91ZM134 253V252H133ZM135 253H136V251H135ZM147 253V252H146ZM145 253V254H146ZM191 253H192V251H191ZM195 253H197V252H195ZM194 253V254H195ZM199 253V252H198ZM20 254V253H19ZM24 254V253H23ZM77 254V255H76ZM145 254H143V255H145ZM148 254H152V253H148ZM2 255V256H3ZM16 255V254H15ZM18 255V254H17ZM25 255V254H24ZM94 255V254H93ZM92 255V256H93ZM98 255V254H97ZM134 255V254H133ZM187 255V254H186ZM189 255H191V254H189ZM193 255V254H192ZM197 255V254H196ZM202 255V254H201ZM221 255H223V254H221ZM6 256V255H5ZM21 256H23L22 254H21ZM32 256V255H31ZM94 256H96V253H95V255ZM137 256V255H136ZM145 256H149V255H145ZM193 256H195V255H193ZM199 256V255H198ZM215 256V255H214ZM227 256V255H226ZM230 256L231 257H233L231 254H230ZM16 257H20V256H16ZM15 257V258H16ZM91 257V256H90ZM89 257V258H90ZM97 257V256H96ZM118 257V259L120 260V258H119V256H117ZM135 257V256H134ZM146 257V258H147ZM151 257V256H150ZM182 257V256H181ZM180 257V258H181ZM197 257V256H196ZM25 258H27V257H25ZM85 258V257H84ZM116 258V257H115ZM141 258V257H140ZM142 258H143V256H142ZM186 258V257H185ZM11 259H13V258H11ZM18 259H20V258H18ZM18 259L16 260V261H18ZM41 259V258H40ZM95 259V258H94ZM98 258H96L95 260H97ZM136 259H137V257H136ZM135 259V260H136ZM148 260H149V258H147ZM182 259V258H181ZM221 259H223V257L221 258ZM244 259V258H243ZM23 260V259H22ZM30 260V259H29ZM28 260V261H29ZM63 260V259H62ZM80 260H83V259H80ZM80 260L78 261V262H80ZM86 260H88L87 258H85V261ZM115 260V259H114ZM113 260V262H116V261H114ZM119 260H117L118 261V263H119ZM138 260V259H137ZM140 260V263H142L143 264V260H141V259H139ZM139 260L138 261H135V263H137L138 262V264H140L139 263ZM184 260H186V259H184ZM219 260H220V258H219ZM7 261V260H6ZM12 261V260H11ZM26 261V260H25ZM32 261V260H31ZM34 261H35V259H34ZM56 261V260H55ZM65 261V260H64ZM84 260H83V262H84V264H87L86 262H85ZM122 261V260H121ZM188 261V260H187ZM194 261V260H193ZM9 262V261H8ZM58 262V261H57ZM60 262V261H59ZM82 262V261H81ZM80 262V263H81ZM95 262V261H94ZM197 262V261H196ZM219 262V261H218ZM225 262H227V261H225ZM14 263V262H13ZM29 263V262H28ZM63 263V262H62ZM117 263V262H116ZM147 263V262H146ZM173 263V262H172ZM221 263H223V260L221 261ZM33 264V263H32ZM35 264H39V262H37V261H35ZM44 264V263H43ZM76 264V263H75ZM91 264V263H90ZM113 264V263H112ZM115 264V263H114ZM120 264V263H119ZM174 264V263H173Z\"/></svg>",
  "mask_w": 264,
  "mask_h": 264
},
{
  "label": "water",
  "instance_id": "3",
  "mask_svg": "<svg viewBox=\"0 0 264 264\" xmlns=\"http://www.w3.org/2000/svg\"><path fill=\"white\" fill-rule=\"evenodd\" d=\"M4 175H0V177H3ZM4 178V177H3ZM11 189H13L11 186H10V188H7V191H10ZM7 191H5V192H1L0 191V199H4V198H6L5 197V195H6V193H7ZM5 200V199H4ZM26 221H27V219H26ZM28 222V221H27ZM38 232V231H37Z\"/></svg>",
  "mask_w": 264,
  "mask_h": 264
}]
</instances>
